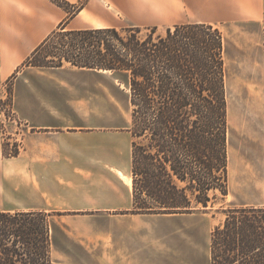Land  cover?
<instances>
[{
  "label": "crops",
  "instance_id": "0c3cea01",
  "mask_svg": "<svg viewBox=\"0 0 264 264\" xmlns=\"http://www.w3.org/2000/svg\"><path fill=\"white\" fill-rule=\"evenodd\" d=\"M61 1L65 6L0 0V94L10 82L13 111L24 128L23 146L10 157L0 131V210L56 211L52 257L59 242L63 253L90 264H169L161 219L133 212L130 119L108 104L106 85L102 94L107 71L68 61L24 63L56 31L174 25L185 22V9L195 11L192 22L215 24L221 10L248 9L257 0ZM92 97H103L104 105L90 104ZM57 224L62 238L55 235Z\"/></svg>",
  "mask_w": 264,
  "mask_h": 264
},
{
  "label": "trees",
  "instance_id": "16d2710c",
  "mask_svg": "<svg viewBox=\"0 0 264 264\" xmlns=\"http://www.w3.org/2000/svg\"><path fill=\"white\" fill-rule=\"evenodd\" d=\"M55 35L69 40L44 51ZM225 50V36L212 23L104 26L56 31L24 64L68 61L125 76L134 208L174 214L207 207L217 190L228 193ZM6 146L5 156L17 155V147ZM55 213L0 210V264H56ZM224 213L210 234V264H264V205Z\"/></svg>",
  "mask_w": 264,
  "mask_h": 264
},
{
  "label": "rangeland",
  "instance_id": "374dc122",
  "mask_svg": "<svg viewBox=\"0 0 264 264\" xmlns=\"http://www.w3.org/2000/svg\"><path fill=\"white\" fill-rule=\"evenodd\" d=\"M244 5L235 10H221L219 21L214 24L226 39L228 193L223 196L217 190L213 203L181 214L133 211L161 219L160 227H164L165 239H169L164 254L169 264H210V234L214 226L224 219L225 209L242 204L264 205V0L250 3L248 9ZM185 10L183 21L192 22L196 17L195 11ZM124 25L127 24L121 26ZM68 40L55 35L44 51L54 52L59 42ZM101 84L102 94L107 86L108 104L119 107L130 119L125 76L105 72ZM4 88L0 94V131L7 149L13 151L17 147L19 153L23 146L24 128L13 111L11 83L7 82ZM96 98L92 97L89 103L104 105L103 97ZM113 116L109 114V119ZM57 218L55 215L54 219ZM55 227V235L62 238L63 228L59 224ZM159 233L157 225V239ZM53 259L56 264H90V259L82 255L63 253L59 242L55 244Z\"/></svg>",
  "mask_w": 264,
  "mask_h": 264
}]
</instances>
